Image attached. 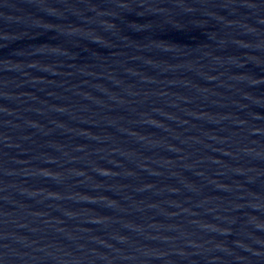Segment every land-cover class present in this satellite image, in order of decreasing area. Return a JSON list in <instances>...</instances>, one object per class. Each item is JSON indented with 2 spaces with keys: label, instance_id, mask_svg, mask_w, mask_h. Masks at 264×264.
I'll return each mask as SVG.
<instances>
[{
  "label": "water",
  "instance_id": "water-1",
  "mask_svg": "<svg viewBox=\"0 0 264 264\" xmlns=\"http://www.w3.org/2000/svg\"><path fill=\"white\" fill-rule=\"evenodd\" d=\"M0 264H264V0H0Z\"/></svg>",
  "mask_w": 264,
  "mask_h": 264
}]
</instances>
